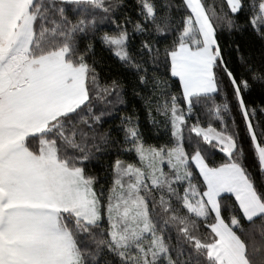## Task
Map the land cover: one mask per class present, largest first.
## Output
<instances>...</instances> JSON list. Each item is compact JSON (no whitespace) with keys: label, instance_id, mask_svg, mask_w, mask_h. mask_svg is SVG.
Here are the masks:
<instances>
[{"label":"snow or ice","instance_id":"1","mask_svg":"<svg viewBox=\"0 0 264 264\" xmlns=\"http://www.w3.org/2000/svg\"><path fill=\"white\" fill-rule=\"evenodd\" d=\"M0 264H264V0H0Z\"/></svg>","mask_w":264,"mask_h":264},{"label":"trees","instance_id":"2","mask_svg":"<svg viewBox=\"0 0 264 264\" xmlns=\"http://www.w3.org/2000/svg\"><path fill=\"white\" fill-rule=\"evenodd\" d=\"M209 2H211V0H209ZM235 39L240 40V39H243V37L237 35L235 37ZM253 99L256 101V104L259 105L260 99H261L260 94H259V91H257V93L253 96Z\"/></svg>","mask_w":264,"mask_h":264}]
</instances>
